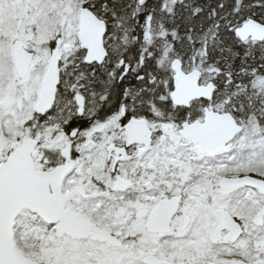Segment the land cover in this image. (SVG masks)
I'll use <instances>...</instances> for the list:
<instances>
[{
	"label": "snow or ice",
	"instance_id": "1",
	"mask_svg": "<svg viewBox=\"0 0 264 264\" xmlns=\"http://www.w3.org/2000/svg\"><path fill=\"white\" fill-rule=\"evenodd\" d=\"M0 264H264V0H0Z\"/></svg>",
	"mask_w": 264,
	"mask_h": 264
}]
</instances>
